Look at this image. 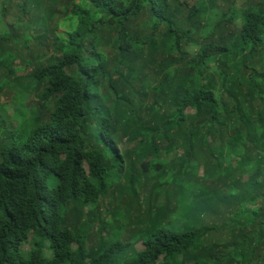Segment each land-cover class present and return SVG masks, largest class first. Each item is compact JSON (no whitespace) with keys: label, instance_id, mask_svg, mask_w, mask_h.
<instances>
[{"label":"trees","instance_id":"obj_1","mask_svg":"<svg viewBox=\"0 0 264 264\" xmlns=\"http://www.w3.org/2000/svg\"><path fill=\"white\" fill-rule=\"evenodd\" d=\"M13 84L39 107L9 131ZM2 132L0 264H260L264 0H0Z\"/></svg>","mask_w":264,"mask_h":264},{"label":"rangeland","instance_id":"obj_2","mask_svg":"<svg viewBox=\"0 0 264 264\" xmlns=\"http://www.w3.org/2000/svg\"><path fill=\"white\" fill-rule=\"evenodd\" d=\"M193 1V0H192ZM15 7V6H13ZM17 12V10L15 9L14 12ZM186 14L185 11H182L181 15ZM28 18V17H27ZM27 18L25 16L22 15H15V14H10L7 15V23H12L14 25H16L18 28H21V31L24 30L25 28V23L27 21ZM187 20L184 17L183 21H181L180 26L185 27L187 26ZM66 27L63 25L62 27H60L58 29V31H65ZM36 43V40H33V44ZM32 49L36 52V55L39 54V50H36L34 46H32ZM29 57V55H28ZM29 73H31V69H24L21 70L17 75L18 76H27ZM25 83L27 84L26 80H23V84L25 85ZM37 93L36 92H28L26 89H24L23 87L19 86L16 84V86L14 87V84L11 88H8L4 94V97L2 99L3 101V105L6 111V118L7 120V124L5 125V128L8 129L10 131V129H16L18 127V125L20 124V122L26 118H29L30 113L33 109L38 108L39 104L37 103ZM47 119V118H46ZM46 119L43 120V116L41 118V121H46ZM0 138H1V142H10V136L7 135L6 132H2L0 134ZM173 159V153L169 156L168 160ZM222 159H220V163H222ZM202 167L198 168L197 170V175H202ZM249 179V174H244L242 179H241V183L239 185V194H237L239 200L242 199L241 193L243 192V190H240L244 187L245 183L247 180ZM145 195H142L141 197H144ZM161 204H163V200L160 199L158 201V206H160ZM246 204L249 206V203L246 201ZM107 206V201L102 200L99 203V212L101 216H103V218L105 219V221L107 223H110L111 219L110 216L105 214V212L103 211V208H106ZM123 214H124V219H128L131 216H134L135 213L129 209V208H122ZM212 218H210L208 215H204V217L202 218L201 223L199 224V227L201 228H205L209 225H213L216 224L217 226H222L225 224L224 218H218L217 216H211ZM123 224V219L120 218L119 219V224ZM224 233L222 235L218 234L219 236L217 237V240H223L224 242H227L229 240H231L228 237L227 234V230L224 229L222 230ZM125 233L123 234V239L125 241L129 240V235H130V231L125 230ZM211 234H213V231L211 232ZM112 235L116 236L117 232L115 230H112ZM223 236V237H222ZM205 236L203 237L204 240ZM211 239H206V242L203 244L204 246L208 247L209 245H207L209 243ZM31 242L30 241L27 245L24 246V253L25 255L29 254V248L31 247ZM90 242L94 245L98 244V236L96 237H92ZM30 245V246H29ZM134 248L135 250L139 251L141 250V243L140 242H136L134 243ZM75 249H77V247H75ZM231 249V248H230ZM45 254L48 258L52 257V252L49 250V244L46 245L45 248ZM239 258V257H238ZM185 264H194V262L192 260H188ZM260 264H264V260L263 262H261Z\"/></svg>","mask_w":264,"mask_h":264},{"label":"clouds","instance_id":"obj_3","mask_svg":"<svg viewBox=\"0 0 264 264\" xmlns=\"http://www.w3.org/2000/svg\"><path fill=\"white\" fill-rule=\"evenodd\" d=\"M120 218V217H119ZM52 252V256H53V251H51ZM46 255V254H45ZM47 257V256H46ZM48 258V257H47ZM52 258V257H51ZM51 258H48V259H51Z\"/></svg>","mask_w":264,"mask_h":264}]
</instances>
